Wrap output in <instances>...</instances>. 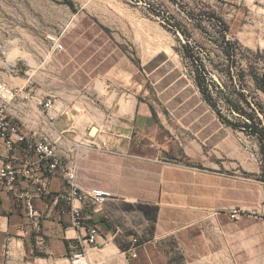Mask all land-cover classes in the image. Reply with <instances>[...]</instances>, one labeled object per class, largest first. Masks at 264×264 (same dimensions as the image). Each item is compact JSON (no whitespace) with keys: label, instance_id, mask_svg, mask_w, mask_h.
Listing matches in <instances>:
<instances>
[{"label":"crops","instance_id":"1","mask_svg":"<svg viewBox=\"0 0 264 264\" xmlns=\"http://www.w3.org/2000/svg\"><path fill=\"white\" fill-rule=\"evenodd\" d=\"M169 65L165 55L136 64L115 42L52 48L0 65V105L26 139H46L63 161H75L82 190L112 195L99 209H84L101 231L98 245H88L69 228V205L58 197L65 180L49 175L25 144L8 150L0 139V166L31 169L15 189L0 186V264H71L75 247L85 249L88 264H264L258 153L242 148L239 130L219 120L196 79L195 92L220 123L202 124L195 139L189 123H169L174 104L159 97H188ZM48 96L54 107L46 113L39 103ZM149 179L158 187L144 192ZM42 186L48 194L39 196ZM24 192L34 195V218L17 197ZM233 208L241 220L229 219Z\"/></svg>","mask_w":264,"mask_h":264},{"label":"rangeland","instance_id":"2","mask_svg":"<svg viewBox=\"0 0 264 264\" xmlns=\"http://www.w3.org/2000/svg\"><path fill=\"white\" fill-rule=\"evenodd\" d=\"M263 8V0H0V65L38 51L48 54L54 44L66 49L115 42L120 54L143 65L165 55L188 92L184 102L159 97L166 105L174 104L166 111L168 122L189 123L192 139L202 124L220 123L195 92L197 78L222 115L245 127L239 131L241 146L250 154L258 153L264 170L260 143L248 134L256 124L264 133ZM144 80L149 81L145 73ZM94 161L101 164L98 158ZM257 176L264 179L261 172ZM153 187H158L155 181L144 180V192ZM262 205L264 216V201ZM234 209L241 212L233 208L228 216Z\"/></svg>","mask_w":264,"mask_h":264},{"label":"built area","instance_id":"3","mask_svg":"<svg viewBox=\"0 0 264 264\" xmlns=\"http://www.w3.org/2000/svg\"><path fill=\"white\" fill-rule=\"evenodd\" d=\"M54 51L62 52L64 48L61 44H54ZM1 89V87H0ZM28 97H26L27 99ZM40 106L49 113L54 107V99L48 96L39 103ZM0 139H2L8 150H12L16 145L25 144L26 149L36 154L41 161L47 164V172L51 176H59L65 180L67 190L65 193L58 195L68 205L71 213V229L82 231L84 237L80 240L88 245H98V240L101 238L100 229L90 223L84 216L85 208L99 209L106 204L112 195L101 189H90L89 191L82 190L77 185V164L75 161H63L57 155L55 148L46 139L27 140L20 131V127L7 114V109L4 105H0ZM31 176V169L27 164L21 167H15L10 163L0 166V186L6 189H15L17 183L24 177ZM37 195L41 196L48 194L45 187L37 189ZM17 197L23 199L29 218L36 217V211L33 205L34 195L29 192L18 193ZM230 219L238 221L242 215L239 210H232ZM67 228V229H69ZM132 257H135L133 254ZM71 264H88L86 261V251L83 247L74 248L70 255Z\"/></svg>","mask_w":264,"mask_h":264},{"label":"trees","instance_id":"4","mask_svg":"<svg viewBox=\"0 0 264 264\" xmlns=\"http://www.w3.org/2000/svg\"><path fill=\"white\" fill-rule=\"evenodd\" d=\"M66 4L72 8L73 5L71 2L67 1ZM197 84L200 87L201 92L204 94L207 102L211 105V107L217 112L218 117L221 119V121L226 124L229 125L231 127H233L234 129H237L239 131H244L245 127H240L239 125H236L235 123H233L229 118H226L222 115L221 111L217 108V105L215 103V99H213V97L210 95V93L203 88V85L201 83H199V81L197 80ZM262 92L264 93V88L261 89ZM248 134L255 136L257 138V140L260 143V153L263 155L264 157V133L261 129L258 128V125H253L250 130L248 131ZM264 180V179H263Z\"/></svg>","mask_w":264,"mask_h":264}]
</instances>
